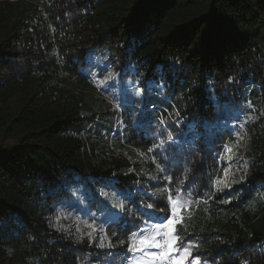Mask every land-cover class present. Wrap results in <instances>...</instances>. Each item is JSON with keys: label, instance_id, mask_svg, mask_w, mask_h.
<instances>
[{"label": "trees", "instance_id": "16d2710c", "mask_svg": "<svg viewBox=\"0 0 264 264\" xmlns=\"http://www.w3.org/2000/svg\"><path fill=\"white\" fill-rule=\"evenodd\" d=\"M89 49L141 106L96 91ZM169 120L181 144L153 132ZM230 165L248 172L229 188ZM79 193L115 245L107 264L144 213L171 214L169 194L192 201L194 256L264 264V0H0V264H99L95 239L56 227Z\"/></svg>", "mask_w": 264, "mask_h": 264}, {"label": "snow or ice", "instance_id": "6c2138e0", "mask_svg": "<svg viewBox=\"0 0 264 264\" xmlns=\"http://www.w3.org/2000/svg\"><path fill=\"white\" fill-rule=\"evenodd\" d=\"M136 95H140V93L137 92ZM158 147H163V145ZM149 151H153V149H149ZM227 151L231 152L232 149L228 148ZM157 167L159 168L160 166L157 165ZM161 171H163L162 168ZM243 171L246 175L248 172L247 165L244 166ZM244 179L245 177L241 176L239 180L225 183V187L230 188L232 184L241 183ZM222 202L226 203L228 201ZM166 203L171 209L169 216L157 217L152 212H146L144 214L147 215L148 220L153 222L131 233L126 249V252L131 254L128 264H188L189 261H191V264H207L206 261L202 262L199 255H193L194 251H199V245L192 240L184 239L188 227L186 221L191 219L192 201L184 199L179 194L175 198L169 194L166 196ZM114 207L121 211L125 209V205L121 202H117ZM144 207L146 210H150L153 208V204L148 203ZM185 212L189 213L187 217ZM103 223L109 225L113 223L120 224V220L115 217V214L106 213ZM87 227L91 229L87 236L92 240L96 231L95 219ZM121 227L127 226L121 225ZM181 228L184 231H180ZM124 243L125 241H120L121 245ZM97 246L102 249H111L115 245L112 244L107 234H105L99 239Z\"/></svg>", "mask_w": 264, "mask_h": 264}, {"label": "rangeland", "instance_id": "374dc122", "mask_svg": "<svg viewBox=\"0 0 264 264\" xmlns=\"http://www.w3.org/2000/svg\"><path fill=\"white\" fill-rule=\"evenodd\" d=\"M102 53L105 51V49H101ZM102 53H100L98 50L97 51H91L90 49L88 50V66L85 67V69H83L82 71H84L88 76H90L92 78V80L94 81V83L96 84V91L103 94L113 105H116L117 109H121V105L123 106L122 110L124 109V107H126V104H130V105H139L141 106L143 103L138 101V97L136 94H134L132 96V98H123L122 96H120V94H115L114 91L110 90V88H116L118 92L121 93H125L127 89H123L120 87L119 84L115 85L112 84V82L115 79V74L113 73V71L111 70V67L108 63L103 62L101 55ZM100 70H102V72H100ZM104 73H109V77H105L103 78L102 75ZM125 82H127V86L128 89L134 90L136 92L140 93L141 97H145V95L140 92L139 87L137 86V83L132 81L130 78L127 79ZM115 95V96H113ZM135 99V100H134ZM141 103V104H140ZM154 109H158V108H154ZM169 115V114H168ZM171 120H169V122L166 121V123L163 124V126L160 127H153L152 130H154V133L159 132L160 135H164L166 136V141H168L169 138H171L170 140L174 139L175 142L181 144L182 140L181 139H177L178 137L174 135V133L169 130L167 127L170 123ZM198 124L195 123L194 121H192L191 123H187L188 127H191V130H193V128L195 126H197ZM228 124L223 123L224 127ZM199 132V131H198ZM202 132L200 131V134ZM173 141V140H172ZM192 143V142H189ZM2 144L4 145H9L10 142H3ZM245 154V152H243ZM243 154V156H244ZM242 156L241 160L245 163V159ZM113 170V169H111ZM226 180L224 183H221V185L225 186V183H230L231 180H236V179H240L241 176H246L244 172H242L241 169L239 170H235L233 165L229 166V169L224 173ZM246 179H244L245 181ZM243 181V182H244ZM79 200H74L73 201V206L67 207H61L57 210V215H56V227L62 231L63 233H73V231L76 232V234L78 235L79 239H85L88 238L87 233L89 231H91V229H89L87 227V225L89 224V222L84 223L83 220H81L79 217L83 216L84 214V210H85V206H80V202L81 199L84 195H82V193H79ZM77 195V196H78ZM76 206H78V208L76 209ZM83 212V213H82ZM82 213V215H80ZM92 223V222H91ZM79 224H82V228L81 226H78ZM96 231L93 234V238L95 239L98 243L99 239H101L104 235L105 232L99 227L98 224H96ZM79 229V230H78ZM89 239V238H88ZM68 242H71L70 240H67ZM102 249V248H100ZM109 248H103V252H102V258H100V262L99 264H107L106 258H107V252L106 250H108ZM111 250L113 251V248H111ZM66 254L68 257H73L74 254L72 252L69 253V251L65 248ZM155 251V250H154ZM79 255L76 254L75 257H78ZM131 257L130 253H125V255H123L122 257H120L118 259V262H120V264H128L129 258ZM97 258V257H96ZM202 260V259H201ZM203 262V260H202ZM188 264H191V261L188 262ZM208 264V263H207Z\"/></svg>", "mask_w": 264, "mask_h": 264}, {"label": "clouds", "instance_id": "9594fccd", "mask_svg": "<svg viewBox=\"0 0 264 264\" xmlns=\"http://www.w3.org/2000/svg\"><path fill=\"white\" fill-rule=\"evenodd\" d=\"M88 52V51H87Z\"/></svg>", "mask_w": 264, "mask_h": 264}]
</instances>
